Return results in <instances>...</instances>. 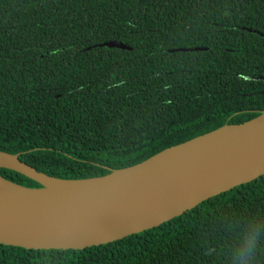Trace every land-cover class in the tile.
Segmentation results:
<instances>
[{
    "label": "trees",
    "instance_id": "1",
    "mask_svg": "<svg viewBox=\"0 0 264 264\" xmlns=\"http://www.w3.org/2000/svg\"><path fill=\"white\" fill-rule=\"evenodd\" d=\"M192 47L205 49L180 50ZM245 76L264 77V0H0V150L57 178L102 176L255 117L264 79ZM252 234L251 264H264V174L106 244L0 243V264H237Z\"/></svg>",
    "mask_w": 264,
    "mask_h": 264
},
{
    "label": "water",
    "instance_id": "2",
    "mask_svg": "<svg viewBox=\"0 0 264 264\" xmlns=\"http://www.w3.org/2000/svg\"><path fill=\"white\" fill-rule=\"evenodd\" d=\"M100 46L128 48L116 40ZM202 49L205 47L180 48ZM0 160V167L19 172L41 187H26L0 175L1 183L56 194L27 200L0 197V243L29 249H83L159 226L208 198L263 175L264 111L240 123L223 124L102 176L57 178L25 163L18 154L2 150ZM145 163L148 170L121 183H96L114 172ZM85 181L91 185L77 184Z\"/></svg>",
    "mask_w": 264,
    "mask_h": 264
},
{
    "label": "bare ground",
    "instance_id": "3",
    "mask_svg": "<svg viewBox=\"0 0 264 264\" xmlns=\"http://www.w3.org/2000/svg\"><path fill=\"white\" fill-rule=\"evenodd\" d=\"M3 162L0 160V164ZM149 167L147 163L140 165L135 168L126 169L120 172H114L111 175L96 180V183L100 185L110 186L112 184L121 183L131 177L136 176L138 173H141L145 170H148ZM62 184H70V183H62ZM80 186H89L91 185L90 181L85 182H78L77 183ZM56 196V194L50 190L46 189H34V190H25L23 188L19 187H12L6 184H3L0 182V197H6V198H13L17 200H27V199H35V198H44V197H51Z\"/></svg>",
    "mask_w": 264,
    "mask_h": 264
},
{
    "label": "clouds",
    "instance_id": "4",
    "mask_svg": "<svg viewBox=\"0 0 264 264\" xmlns=\"http://www.w3.org/2000/svg\"><path fill=\"white\" fill-rule=\"evenodd\" d=\"M257 246H258V236L256 234L250 235L248 237V243L238 253L239 258H238L237 264H251V261L255 255Z\"/></svg>",
    "mask_w": 264,
    "mask_h": 264
}]
</instances>
